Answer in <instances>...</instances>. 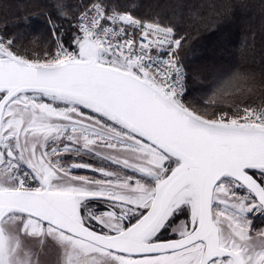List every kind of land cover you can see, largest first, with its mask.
<instances>
[{"label":"snow or ice","instance_id":"snow-or-ice-1","mask_svg":"<svg viewBox=\"0 0 264 264\" xmlns=\"http://www.w3.org/2000/svg\"><path fill=\"white\" fill-rule=\"evenodd\" d=\"M52 9L38 54L0 31V264H264L254 76L191 89L175 23Z\"/></svg>","mask_w":264,"mask_h":264},{"label":"trees","instance_id":"trees-1","mask_svg":"<svg viewBox=\"0 0 264 264\" xmlns=\"http://www.w3.org/2000/svg\"><path fill=\"white\" fill-rule=\"evenodd\" d=\"M133 2L138 15L166 18L190 36L184 50L191 89H211L218 74H251L249 98L264 94V4L262 0H123ZM54 0H0V31L20 37V46L38 54ZM39 34V35H37ZM200 95L199 92L196 93ZM232 100V97H225ZM247 102V101H246ZM222 106L227 107V103Z\"/></svg>","mask_w":264,"mask_h":264},{"label":"rangeland","instance_id":"rangeland-1","mask_svg":"<svg viewBox=\"0 0 264 264\" xmlns=\"http://www.w3.org/2000/svg\"><path fill=\"white\" fill-rule=\"evenodd\" d=\"M89 162H91V163H95V161H89Z\"/></svg>","mask_w":264,"mask_h":264}]
</instances>
